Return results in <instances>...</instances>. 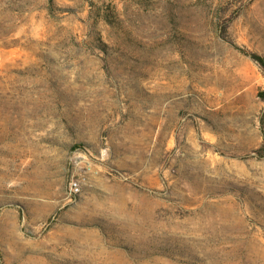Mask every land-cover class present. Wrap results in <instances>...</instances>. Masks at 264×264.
<instances>
[{"label":"rangeland","instance_id":"rangeland-1","mask_svg":"<svg viewBox=\"0 0 264 264\" xmlns=\"http://www.w3.org/2000/svg\"><path fill=\"white\" fill-rule=\"evenodd\" d=\"M241 50L264 0H0V264H264Z\"/></svg>","mask_w":264,"mask_h":264},{"label":"trees","instance_id":"trees-1","mask_svg":"<svg viewBox=\"0 0 264 264\" xmlns=\"http://www.w3.org/2000/svg\"><path fill=\"white\" fill-rule=\"evenodd\" d=\"M243 53L247 54L251 59H253L261 68L262 73L264 74V57L257 55L255 53L247 52L245 50H241Z\"/></svg>","mask_w":264,"mask_h":264},{"label":"built area","instance_id":"built-area-1","mask_svg":"<svg viewBox=\"0 0 264 264\" xmlns=\"http://www.w3.org/2000/svg\"><path fill=\"white\" fill-rule=\"evenodd\" d=\"M70 188L73 194H76L79 191V185L76 181L71 182Z\"/></svg>","mask_w":264,"mask_h":264}]
</instances>
